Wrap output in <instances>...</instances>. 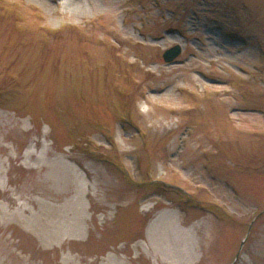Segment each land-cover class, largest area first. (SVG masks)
<instances>
[{"label": "rangeland", "instance_id": "obj_1", "mask_svg": "<svg viewBox=\"0 0 264 264\" xmlns=\"http://www.w3.org/2000/svg\"><path fill=\"white\" fill-rule=\"evenodd\" d=\"M0 144V264H264V0H0Z\"/></svg>", "mask_w": 264, "mask_h": 264}, {"label": "water", "instance_id": "obj_2", "mask_svg": "<svg viewBox=\"0 0 264 264\" xmlns=\"http://www.w3.org/2000/svg\"><path fill=\"white\" fill-rule=\"evenodd\" d=\"M181 54V47L179 45H175L164 51L162 54V59L165 63L173 62L179 55Z\"/></svg>", "mask_w": 264, "mask_h": 264}, {"label": "bare ground", "instance_id": "obj_3", "mask_svg": "<svg viewBox=\"0 0 264 264\" xmlns=\"http://www.w3.org/2000/svg\"><path fill=\"white\" fill-rule=\"evenodd\" d=\"M5 150V147L3 145L0 144V154ZM113 262L116 263L118 262V259L116 257H113Z\"/></svg>", "mask_w": 264, "mask_h": 264}]
</instances>
